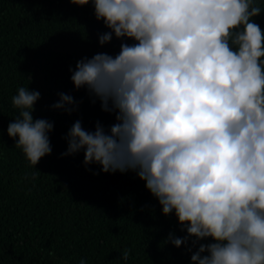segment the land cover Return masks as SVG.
Listing matches in <instances>:
<instances>
[{
	"label": "clouds",
	"instance_id": "9594fccd",
	"mask_svg": "<svg viewBox=\"0 0 264 264\" xmlns=\"http://www.w3.org/2000/svg\"><path fill=\"white\" fill-rule=\"evenodd\" d=\"M70 2L92 4L109 30L98 36L101 46L113 36L134 43L69 69L74 89L115 112L116 122L87 131L76 120L61 155L83 151L85 166L135 172L162 214L174 213L187 233L170 232L167 242L179 248L190 237L193 246L212 239L199 244L191 264H264V32L253 20L261 6L256 0ZM40 96L19 87L11 98L18 115L7 126L33 168L52 151L53 123L32 116ZM58 97L51 109L77 110L72 95ZM130 251L121 253L125 264Z\"/></svg>",
	"mask_w": 264,
	"mask_h": 264
},
{
	"label": "trees",
	"instance_id": "16d2710c",
	"mask_svg": "<svg viewBox=\"0 0 264 264\" xmlns=\"http://www.w3.org/2000/svg\"><path fill=\"white\" fill-rule=\"evenodd\" d=\"M261 14L254 17L264 32V0H256ZM109 31L97 21L91 3L70 0H0V264H191L194 237L179 248L167 242L180 230L174 213L162 214L158 201L135 172L104 173L83 163V151L62 156L64 139L80 120L87 131L99 122L107 130L115 112L101 110L84 88L75 90L71 72L80 59L97 53L115 56L122 42L100 45L98 36ZM39 91L33 119L53 123L48 133L52 151L33 167L7 135L18 115L11 98L19 87ZM58 93L70 94L77 110H53ZM38 171L35 179L32 173ZM96 173V174H94ZM188 248L192 251L189 252ZM202 255H207L203 253Z\"/></svg>",
	"mask_w": 264,
	"mask_h": 264
}]
</instances>
